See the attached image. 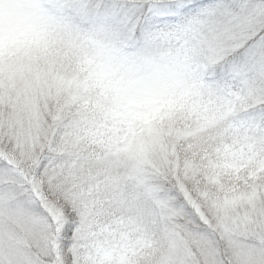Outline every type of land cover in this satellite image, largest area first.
Segmentation results:
<instances>
[{
  "label": "snow or ice",
  "instance_id": "6c2138e0",
  "mask_svg": "<svg viewBox=\"0 0 264 264\" xmlns=\"http://www.w3.org/2000/svg\"><path fill=\"white\" fill-rule=\"evenodd\" d=\"M5 2L0 264H264V0Z\"/></svg>",
  "mask_w": 264,
  "mask_h": 264
},
{
  "label": "clouds",
  "instance_id": "9594fccd",
  "mask_svg": "<svg viewBox=\"0 0 264 264\" xmlns=\"http://www.w3.org/2000/svg\"><path fill=\"white\" fill-rule=\"evenodd\" d=\"M24 0H6L4 4L5 16H16L20 14L23 9L21 4ZM62 72L70 71L67 66L60 69ZM227 120L226 116L217 115L214 119H208L197 116L196 112L190 108H185L183 110H177L173 119L169 120L167 113L164 114V119L162 123L165 126L169 124L174 127V136L173 140L179 141L176 139V134L180 138L190 140L192 143H199L201 139L206 137L210 132L215 134L218 131L220 134H223V128L225 121Z\"/></svg>",
  "mask_w": 264,
  "mask_h": 264
}]
</instances>
